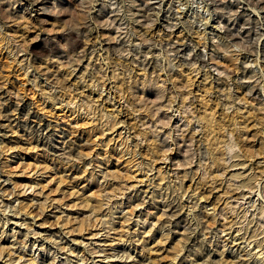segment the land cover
Returning a JSON list of instances; mask_svg holds the SVG:
<instances>
[{
    "label": "rangeland",
    "instance_id": "obj_1",
    "mask_svg": "<svg viewBox=\"0 0 264 264\" xmlns=\"http://www.w3.org/2000/svg\"><path fill=\"white\" fill-rule=\"evenodd\" d=\"M263 19L0 0V264H264Z\"/></svg>",
    "mask_w": 264,
    "mask_h": 264
},
{
    "label": "built area",
    "instance_id": "obj_2",
    "mask_svg": "<svg viewBox=\"0 0 264 264\" xmlns=\"http://www.w3.org/2000/svg\"><path fill=\"white\" fill-rule=\"evenodd\" d=\"M260 18L261 17L258 16L257 14L246 15V17H244V21H246L247 25H248L246 28H251L252 26L257 27L258 23H260V21H259ZM262 25H263V23H262ZM260 29L262 30V32L255 33L251 37L250 41L253 44H256V45L261 46L262 48H264V27L262 26Z\"/></svg>",
    "mask_w": 264,
    "mask_h": 264
}]
</instances>
